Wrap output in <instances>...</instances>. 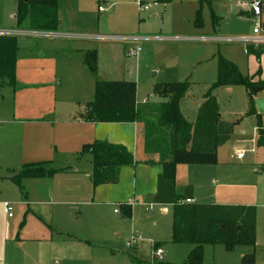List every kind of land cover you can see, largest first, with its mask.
Returning <instances> with one entry per match:
<instances>
[{"label": "crops", "instance_id": "1", "mask_svg": "<svg viewBox=\"0 0 264 264\" xmlns=\"http://www.w3.org/2000/svg\"><path fill=\"white\" fill-rule=\"evenodd\" d=\"M151 1L137 0L136 5L139 2L163 3L162 0ZM262 2L264 4V0ZM101 3L99 13L113 7V4L109 6V1ZM84 5L85 0H77V14H70L77 27L69 24L68 29H62L63 16L57 32L32 31L29 21L25 27L34 35L54 38L66 37L62 33L66 31L70 34L88 32ZM100 7L106 10L101 12ZM8 10L0 6V28L7 24ZM243 12L252 16L251 11ZM11 18L16 20V16ZM97 19L99 21V17ZM2 36L14 35L8 32L0 34V38ZM127 39L141 43L144 38L131 36ZM212 39L224 44L220 42L221 37ZM73 45L76 57L61 62L43 52L18 59V48L15 85L0 83V264H152L153 247L164 250L158 264H187L196 246L172 242L174 206L154 201L163 166L159 164L158 154L146 153L144 123H95L83 117L86 105L95 99L97 82L136 83L137 106L146 112L169 101L154 94L156 85L178 83L160 79L152 83L149 93L141 96L138 68L135 78L128 77L130 74L121 77L123 73L118 71L113 59L117 52L113 51V45L98 47L97 51L89 42ZM235 46L219 47L215 55L216 77L211 79L208 88L195 93L194 84L188 82L191 87L180 103V110L190 124L197 122L204 96L217 82L220 56L236 65L254 87H264V53L258 57L241 44ZM132 51L128 55L132 56ZM90 52L97 54L95 75L84 64ZM65 54V50L60 53ZM106 54L111 58L110 68L103 70ZM139 59H136L137 65ZM69 81L79 92L76 98L60 92ZM215 96L220 121L232 124L233 134L218 149L215 165L180 164L176 167L175 194L180 198L178 203L185 205L256 207V247H237L229 252L224 246L206 245L203 264H208L210 254L209 264H242L243 258L251 254H255L256 264H259L257 248L264 241V232L260 227L258 196L244 178L264 174V145L259 144L260 130H263L264 139V90L253 94L252 89L244 86H223L215 91ZM251 98L256 116L248 115ZM147 115L146 119L156 120L150 113ZM96 142L122 146L133 155L136 164L121 169L117 184L93 185V164L90 157H83L81 153L85 146ZM42 163H47L50 170L63 171L51 177L22 179L21 188L14 183L12 178L25 165ZM236 182L240 185H235ZM243 182L247 185L243 186ZM189 188H192V196L187 197L185 191ZM187 199L193 203H183ZM6 203L13 208L12 218L5 212ZM15 208L18 217L14 215ZM117 209L119 213L115 212ZM132 233L139 234L143 242L134 249H127L126 242Z\"/></svg>", "mask_w": 264, "mask_h": 264}, {"label": "trees", "instance_id": "2", "mask_svg": "<svg viewBox=\"0 0 264 264\" xmlns=\"http://www.w3.org/2000/svg\"><path fill=\"white\" fill-rule=\"evenodd\" d=\"M170 4L172 0H162ZM59 0H18V26L29 21L32 31L57 32L60 27ZM197 27L202 18L197 16ZM255 52L258 57L262 52ZM17 38H0V83L14 86L16 83ZM84 64L95 75L97 73L96 52L87 53ZM223 86H244L252 89L254 84L244 77L232 62L223 57L218 59V79L204 96L198 119L190 124L182 115L180 103L188 93L190 83L158 84L154 94L168 99L166 104L146 112L137 106V85L133 82H97L95 99L86 105L83 117L95 123L143 122L146 132L145 150L158 154L163 173L158 178L156 204L173 205L174 244L196 246L188 257L187 264H203V247L224 246L229 252L237 247H256L257 209L249 206L230 205H185L179 204L175 194L176 167L186 165H215L216 153L233 134L232 124L220 121V110L215 91ZM147 113L155 117L148 120ZM159 113V115H158ZM156 115V116H155ZM249 116H256L253 99H250ZM258 125L261 127L260 120ZM259 144L264 145L263 130ZM81 156L90 157L93 164L92 182L95 187L114 185L119 182L121 169L136 164L133 155L124 147L106 142L85 146ZM155 165L154 162H148ZM47 163L28 164L13 177L21 188L25 178L51 177L63 170H50ZM242 264H256L255 254L243 258Z\"/></svg>", "mask_w": 264, "mask_h": 264}, {"label": "rangeland", "instance_id": "3", "mask_svg": "<svg viewBox=\"0 0 264 264\" xmlns=\"http://www.w3.org/2000/svg\"><path fill=\"white\" fill-rule=\"evenodd\" d=\"M76 1L59 0V15L60 18L64 17L62 29H68L69 24L78 26L70 15L77 12ZM104 1H109V6L113 4V7L105 13H99L98 7ZM136 3L137 0H85V16L88 17L85 29H89L88 32L73 31L70 34L66 31L62 32L66 37L54 38L55 36L42 37L27 31L25 26L28 20L23 22L21 26L23 28H19L17 18L16 20L11 18L19 13L18 0H0V6L9 9L7 24L0 28V34L13 33L18 42V59L22 60L27 59L29 55L42 52L56 57L60 62L68 57L75 58L74 43L89 42L95 50L98 47L113 45L115 48L113 51H117L113 54V59L118 71L123 73L121 77L130 74L128 77L135 78L134 74L138 68L137 77L141 82L142 96L149 93L152 90V83H157L156 81L160 79H166V83L190 82L194 84L195 93L205 90L211 79L216 77L215 55L219 53V47L224 49L227 46L234 47L244 40L253 38V30L257 26V21L250 13L243 12L251 11L252 0H173L167 6L163 1L150 13L140 12ZM198 15L202 18L200 28L196 25ZM90 33L94 36H90ZM131 36L144 39L141 43H136L127 39ZM215 36L223 38L220 42L224 44H218L219 40H213L212 37ZM139 47L142 51L137 65V58L130 55L132 50L133 53ZM64 50L67 54L60 55ZM110 60L109 54H106L101 67L103 70L110 68ZM109 77L114 79L116 76ZM60 92L75 98L79 94L70 81L64 83ZM244 179L255 189L252 190L253 193H257L260 227L261 232H264V174ZM235 185L239 186L240 182H236ZM245 185L247 184L244 183L243 186ZM18 214V209L15 208L14 215L18 217ZM220 248L223 250V247ZM257 255L259 264H264V241L260 242ZM211 261L210 254L207 263Z\"/></svg>", "mask_w": 264, "mask_h": 264}, {"label": "built area", "instance_id": "4", "mask_svg": "<svg viewBox=\"0 0 264 264\" xmlns=\"http://www.w3.org/2000/svg\"><path fill=\"white\" fill-rule=\"evenodd\" d=\"M160 2H154L152 4H144L142 2L138 3V7L140 12L147 13L153 7L159 6ZM106 9L105 7H100L99 11L104 12ZM251 14L255 21H257V26L253 30V38L244 40L240 42L241 45L245 46L247 51L249 49H253L254 51L264 53V4L262 0H252L251 3ZM142 49L139 47L135 50L132 55L138 58L141 54ZM146 102V101H145ZM241 155H239V158ZM183 203L192 204L193 200L187 199ZM5 212L8 214L9 218L13 217V208L9 203L5 205ZM116 213H119V209L115 210ZM143 242L142 237L139 234L132 233L130 238L126 242L127 249H134L139 246ZM164 255V250L162 248L153 247L152 251V264H158L162 261Z\"/></svg>", "mask_w": 264, "mask_h": 264}, {"label": "water", "instance_id": "5", "mask_svg": "<svg viewBox=\"0 0 264 264\" xmlns=\"http://www.w3.org/2000/svg\"><path fill=\"white\" fill-rule=\"evenodd\" d=\"M262 90H264V87H254V88H252V93L257 94L258 92H260ZM185 196H187V197L192 196V188H189L188 190L185 191Z\"/></svg>", "mask_w": 264, "mask_h": 264}]
</instances>
